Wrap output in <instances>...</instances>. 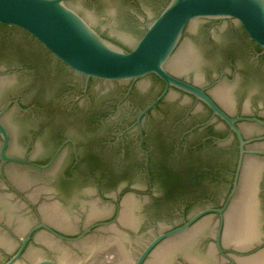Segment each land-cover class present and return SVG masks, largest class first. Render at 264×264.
<instances>
[{"label": "water", "instance_id": "1", "mask_svg": "<svg viewBox=\"0 0 264 264\" xmlns=\"http://www.w3.org/2000/svg\"><path fill=\"white\" fill-rule=\"evenodd\" d=\"M0 41L264 228V0H0Z\"/></svg>", "mask_w": 264, "mask_h": 264}]
</instances>
